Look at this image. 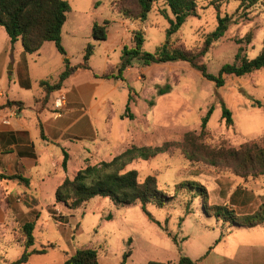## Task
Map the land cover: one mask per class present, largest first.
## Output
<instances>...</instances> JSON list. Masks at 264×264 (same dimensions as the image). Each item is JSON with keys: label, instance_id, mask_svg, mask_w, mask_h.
<instances>
[{"label": "rangeland", "instance_id": "rangeland-1", "mask_svg": "<svg viewBox=\"0 0 264 264\" xmlns=\"http://www.w3.org/2000/svg\"><path fill=\"white\" fill-rule=\"evenodd\" d=\"M66 1L71 11L62 29L61 46L70 64L76 65L83 61L87 45H93L89 64L99 76L116 73L123 47L134 46L132 39L136 30L144 32L142 49L147 53H155L167 41L173 48L199 50L206 36L217 27L218 17L226 15L232 19L227 33L202 58L209 74L217 77L222 66L232 64L240 46L249 59L264 51L262 4L245 9L231 0L216 8L210 0L200 1L196 15L188 17L179 31L168 38L169 20L174 17L162 0L155 2L144 22L124 16L128 11L136 13L133 0H126L122 6L118 0ZM104 22H108L107 39L96 41L92 37L93 24ZM249 33L252 41L247 45ZM22 55L21 42L12 45L0 27V92L5 100L23 99L31 113L40 93L39 81L55 82L64 70V56L54 42L45 43L37 53L25 54V59ZM26 67L28 76L29 70L31 74L29 89L19 86L18 73ZM97 95H105V101L95 114L94 135L97 139L104 135L106 149L120 143L122 138L128 148L169 144L165 153L149 160H135L126 171L135 170L140 182L147 176H155L158 188L170 199L163 208L148 204L146 214L139 203L121 206L109 198H92L73 212L78 224L69 227L73 236L70 248H95L100 264H177L179 251L173 238L181 247L190 241L186 252H198L207 248L209 242L241 227L231 219L216 216L215 209H206L222 208L229 213L226 215L239 219L252 215L264 203V176L239 177L224 163L213 166L203 160L189 161L182 147L186 133L199 134L202 120L211 108L210 135L204 141L210 148L224 144L238 149L245 142L263 137L264 69L243 77L226 76L225 85L217 87L185 62L148 67L135 62L122 74L120 82L113 78L102 81ZM223 107L231 112V126L222 118ZM120 115L125 119L122 124ZM188 181L204 187L206 204L197 190L196 196L188 189L178 190L181 183ZM45 203H50L49 199ZM32 215L31 221L35 220L36 212ZM52 218L42 212L37 219L33 247L46 248L47 253L31 256L27 264H63L70 256L64 242L68 225H58L57 213ZM262 228L260 231H264ZM17 229H9L0 239V264L16 261L24 251L13 241ZM232 239L264 241V232L260 236L250 229L241 230ZM50 245L53 247L49 248Z\"/></svg>", "mask_w": 264, "mask_h": 264}, {"label": "trees", "instance_id": "trees-1", "mask_svg": "<svg viewBox=\"0 0 264 264\" xmlns=\"http://www.w3.org/2000/svg\"><path fill=\"white\" fill-rule=\"evenodd\" d=\"M126 0H118L121 6ZM136 5V13L128 11L124 13L126 18L132 20L146 21L156 1L159 0H133ZM164 5L173 15L169 20L170 27L167 31V37L170 38L177 33L185 24L188 17L196 15L197 4L204 0H162ZM224 1L231 0H210L211 4L218 8ZM240 3L245 9H249L257 4L264 5V0H233ZM71 11V6L66 0H0V27L7 34L10 43L13 45L21 42L23 55L37 53L45 43L54 42L58 51L64 56V70L58 76L55 82L48 79L41 80L39 87L43 96L40 102L46 104L49 102L51 94L59 91L63 83L78 71H91L89 64L93 55V45H87L83 55V61L76 65H71L66 57L65 51L61 46V33L67 20V15ZM167 12V11H166ZM164 14L167 13L164 12ZM232 19L230 16L218 17V25L215 30L208 34L204 40L203 46L199 50H186L182 48H173L167 41L158 47L155 53L143 51L144 32L136 30L133 34V47H123L120 56V62L116 66V73H107L102 76L94 75L96 78L109 80L122 79V74L131 68L135 62L141 66L148 67L152 64H165L171 62H185L195 71L214 82L217 87L225 85L226 76L243 77L251 75L264 69V51L254 59H249L244 53V48L239 47L235 61L232 64L222 66L219 75L213 76L207 72L206 65L202 58L210 51L215 42L220 40L227 33ZM108 22L103 24L94 23L92 27V37L96 41H105L108 36ZM252 41L251 34L246 36V44ZM25 59V58H24ZM19 83L21 87L29 89L31 82L28 76L27 67L20 72ZM162 93V91H161ZM39 101V100H37ZM24 103L21 101L8 100L5 105L0 106V110L17 107L22 109ZM212 108L208 115L202 120L199 134L188 132L183 137V153L189 161L203 160L213 166L220 163L226 164L235 175L239 177L257 178L264 176V136L245 142L238 149L227 148L224 144L217 148H210L204 141L209 137L208 121ZM222 118L226 125L233 124L231 112L222 109ZM169 144L161 147H137L131 146L121 154L115 156L108 162H101L96 165H87L73 177L66 178L57 188L55 201L64 204L70 210H77L92 198H109L117 205L131 206L140 204L144 213L147 214L146 206L153 204L158 208H163L170 197L158 188L155 176H147L142 182L138 179V173L135 170L126 171L128 165L135 160H149L168 150ZM68 155L64 153L63 169H66ZM6 180H17L25 185L27 181L20 176H2ZM188 189L196 196L195 191L207 201V192L202 186H196L192 182L181 183L179 189ZM9 202V201H8ZM206 209V208H205ZM216 216H223L225 219H231L232 223L244 228H253L264 224V203L252 215L241 218H231L232 215L222 208H208L207 211L214 210ZM222 210V212H221ZM56 214V213H53ZM35 220L26 222L18 226L16 242L19 243L24 251L22 255L10 264H27L32 255L47 253V249L31 250L35 244L34 231L36 227ZM63 219V218H62ZM173 242L179 251L177 264H196L186 255L182 254V247L179 242L173 238ZM53 246L50 245L49 248ZM63 264H100L98 251L95 248H82L69 256ZM149 264H171V263H149Z\"/></svg>", "mask_w": 264, "mask_h": 264}, {"label": "crops", "instance_id": "crops-1", "mask_svg": "<svg viewBox=\"0 0 264 264\" xmlns=\"http://www.w3.org/2000/svg\"><path fill=\"white\" fill-rule=\"evenodd\" d=\"M94 74L92 70L76 72L63 83L59 91L51 94L46 104L40 102L43 96L40 88L31 113L23 99L5 100V95L0 92V106L8 100L24 103L22 109L11 107L0 110V239L9 229L30 222L34 212L38 218L42 212L50 218L56 212L68 225L64 240L70 251L67 253L70 256L75 253L76 250L70 248L73 236L69 228L78 224L73 216L75 210L56 203L57 188L66 178L73 179L87 165L108 162L128 148L122 138L120 143L106 149L104 135L98 139L94 135L95 114L100 112V106L105 101V95H97L104 79L96 78ZM13 84L16 85L15 80ZM19 86L21 88L20 83ZM58 94L66 96V104L61 117L55 119L53 103ZM119 118L120 124L125 122L122 115ZM84 141H90V144H84ZM64 153L68 155L66 169L62 166ZM16 175L24 178L27 185L1 178ZM46 199L50 203L46 204ZM262 227L264 224L253 228H234L224 238L209 242L207 248L199 249L198 252H186L190 241H185L182 253L196 264H264V241L232 239L237 232L248 229L261 236L264 232L260 231ZM13 241L20 245L14 237Z\"/></svg>", "mask_w": 264, "mask_h": 264}, {"label": "built area", "instance_id": "built-area-1", "mask_svg": "<svg viewBox=\"0 0 264 264\" xmlns=\"http://www.w3.org/2000/svg\"><path fill=\"white\" fill-rule=\"evenodd\" d=\"M66 104V96L64 94H58V96L54 99V103H53V110H54V118L58 119L61 117L62 111L64 109V106ZM59 220H61V216L59 214H57ZM57 220L58 225H67L64 224V221H59Z\"/></svg>", "mask_w": 264, "mask_h": 264}]
</instances>
